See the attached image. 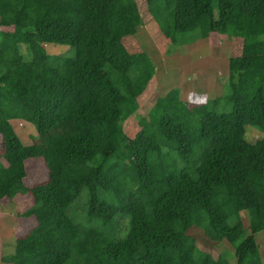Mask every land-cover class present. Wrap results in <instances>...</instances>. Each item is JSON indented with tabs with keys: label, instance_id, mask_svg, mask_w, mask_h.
<instances>
[{
	"label": "trees",
	"instance_id": "16d2710c",
	"mask_svg": "<svg viewBox=\"0 0 264 264\" xmlns=\"http://www.w3.org/2000/svg\"><path fill=\"white\" fill-rule=\"evenodd\" d=\"M146 4L175 34L241 39L228 60V111L220 97L191 104L172 88L130 137L121 117L154 73L123 43L144 26L137 1L0 0V200L28 190L21 216L35 219L15 240L13 264H232L197 237L231 247L234 264H264L255 238L264 231V137L245 133L264 131V0ZM47 43L73 55H51ZM17 121L41 142L23 144ZM59 124L65 133L54 132ZM31 157L47 178L26 189Z\"/></svg>",
	"mask_w": 264,
	"mask_h": 264
},
{
	"label": "rangeland",
	"instance_id": "374dc122",
	"mask_svg": "<svg viewBox=\"0 0 264 264\" xmlns=\"http://www.w3.org/2000/svg\"><path fill=\"white\" fill-rule=\"evenodd\" d=\"M139 6V10L142 15V21L144 26L139 28L135 35L126 36L123 43L130 52L142 51L151 61L154 73L152 79L149 81L146 89L136 99V102L126 110V113L121 117L122 127L124 132L134 137L137 131L140 129L139 121L142 117L146 116L151 106L154 104L156 98L163 96L172 88L180 89V98L191 104L202 103L213 97H220L221 105L225 111L230 109V105H223L226 94H228V70L227 66L222 70L224 79L222 76V83H213V81H206L209 76L205 77L206 73L200 71L197 74L192 70L191 62L195 60V56L202 57L203 65L206 66V59L209 60L208 68L212 71H216L212 67L211 62L218 57L217 60L226 56L225 52L219 50V55H216L208 51V48L201 45L202 38H197L195 32H187L182 34H175L170 31L169 23L152 17L148 10L146 0H136ZM168 9V6H165ZM7 29V28H6ZM9 30V28L7 29ZM226 38V36L224 35ZM236 38V37H234ZM238 38V37H237ZM264 40V34L260 36ZM231 40V39H230ZM241 39L234 44V47L238 49L241 47ZM190 44V45H189ZM47 52L51 55L72 56L73 50L67 45H60L54 43H47L44 45ZM204 47V49L201 48ZM220 47L221 50H229V44L221 42V45H216V48ZM216 51V50H215ZM235 56L238 51L234 49ZM22 52L26 55V46L23 45ZM229 52V51H228ZM216 66V65H214ZM219 72V71H218ZM224 80H226L224 84ZM126 114V115H125ZM17 125L16 132L20 136L21 141L25 145H34L41 142L40 135L34 130L31 124H26L21 127L17 121L14 123ZM54 132L65 133V126L59 124ZM245 133L249 141H254L256 138L264 137V131H261L252 126H246ZM1 146V145H0ZM165 151H168L165 149ZM171 159L177 161V165L185 166L188 163L180 160L173 152L169 151ZM196 160L197 154L193 156ZM27 176L24 179L26 189L38 182L45 181L47 178V171L44 166L42 158H30L28 160ZM193 164L188 165V169H192ZM87 196L86 188L81 191L78 200L72 205L69 210V215L73 216V210L75 206H78V212L80 213L83 207L82 203ZM31 204L30 193L26 190L24 193L20 192L10 200L3 199L0 201V264H13V253L15 240L26 233L35 224L34 217H23L21 213L26 210ZM246 216V212L243 211ZM256 240L259 243V252L264 260V231L256 235ZM196 245L199 249L207 251L214 258L218 257L220 253H226L227 258L232 264V249L227 247L223 243H212L207 241L203 237H197Z\"/></svg>",
	"mask_w": 264,
	"mask_h": 264
},
{
	"label": "crops",
	"instance_id": "0c3cea01",
	"mask_svg": "<svg viewBox=\"0 0 264 264\" xmlns=\"http://www.w3.org/2000/svg\"><path fill=\"white\" fill-rule=\"evenodd\" d=\"M226 36V35H225ZM231 39V40H230ZM238 41V38H229L226 36V38L224 37V34H220L218 32H210L209 35L206 37V38H202L201 39V42H203L201 45L205 46L208 48V51L209 52H212L216 55V53H218L219 55V50L222 51V52H225L227 55L220 58V60H217L218 57L216 59H214V61L211 62V65L212 67L215 68L216 71H212L211 68H208V61L206 59V66L203 65V59L202 57H198V55L195 56V60H193V64H191V69L194 70V73L197 74L199 76V74L201 73H198L200 71H205V77L209 76V78L206 80V81H213V83H222V81L220 80L222 76L223 79L225 78L222 73V70L226 68L227 66V70H228V60L230 57L233 56V54H228V53H235L234 49L236 51H238V54H236L235 56H238L240 55L241 53V48H242V43H241V47L238 49L237 47H234V44ZM221 42L226 43V44H229V50L226 51H223L220 49V47L216 48V45H221ZM190 45V44H189ZM202 49H204V47L201 46ZM216 50V51H215ZM229 51V52H228ZM216 65V66H214ZM219 71V72H218ZM229 74V72H228ZM228 80V75H227V79ZM226 80H224V84L226 82ZM1 201V200H0ZM258 243V242H257ZM259 245V243H258Z\"/></svg>",
	"mask_w": 264,
	"mask_h": 264
}]
</instances>
